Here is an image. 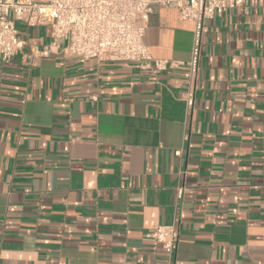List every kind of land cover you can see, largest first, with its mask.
I'll return each instance as SVG.
<instances>
[{
  "label": "crops",
  "instance_id": "crops-1",
  "mask_svg": "<svg viewBox=\"0 0 264 264\" xmlns=\"http://www.w3.org/2000/svg\"><path fill=\"white\" fill-rule=\"evenodd\" d=\"M15 27L0 264H264V0L204 21L191 107L193 24L174 8L153 6L143 37L164 70L63 57L48 27ZM171 224L168 258L144 234Z\"/></svg>",
  "mask_w": 264,
  "mask_h": 264
},
{
  "label": "built area",
  "instance_id": "built-area-1",
  "mask_svg": "<svg viewBox=\"0 0 264 264\" xmlns=\"http://www.w3.org/2000/svg\"><path fill=\"white\" fill-rule=\"evenodd\" d=\"M249 0H0V65L8 64L22 48L15 23L48 27L53 45L63 42V57L95 59L99 62L150 60L156 70L169 61L150 59L143 37L152 7L174 8L178 18L193 24L187 90L184 101L193 105V91L199 69L203 23L214 15L244 5ZM95 100V97L92 98ZM178 154V153H177ZM160 244L170 258L178 241L175 224L144 234Z\"/></svg>",
  "mask_w": 264,
  "mask_h": 264
}]
</instances>
